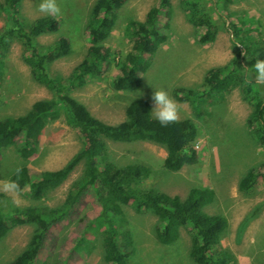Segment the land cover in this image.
Wrapping results in <instances>:
<instances>
[{
    "label": "rangeland",
    "instance_id": "rangeland-1",
    "mask_svg": "<svg viewBox=\"0 0 264 264\" xmlns=\"http://www.w3.org/2000/svg\"><path fill=\"white\" fill-rule=\"evenodd\" d=\"M95 0H57L61 12L57 17L55 32L36 37L41 45L51 44L64 36L70 43L68 54L46 65L49 76L65 78L72 67L82 60L88 44L85 26ZM160 0H127L116 12L114 25L103 45L109 50L106 68L97 77H87L83 85L69 88L67 92L83 103L95 117L116 123L124 119V108L134 100L149 103L152 114V94L155 89H165L172 95L178 86L201 90L203 76L215 66L228 63L240 50L238 37H233L226 21L241 27L248 38L264 39V0H201L200 5L212 18L215 27L213 41L199 43L197 36L203 28L189 23L181 0H167L158 9V22L165 40L153 51L150 63L140 73V84L135 89L114 90L111 80L123 65L131 42L123 34L128 20H142L145 12ZM40 0H21L20 16L31 20L46 15L38 11ZM3 17L0 15V26ZM23 48L13 42L4 54V72L0 78V118L25 113L33 101L55 95L30 75L22 60ZM254 51L241 58L246 64ZM236 59H238L236 57ZM254 75V74H253ZM258 97L264 99V85L252 84ZM174 98V97H173ZM175 99V98H174ZM176 100V99H175ZM180 118L190 117L197 128L192 145L198 152L197 161L176 171L164 169L165 149L156 143L142 140L115 142L106 140L107 152L116 164L139 161L150 168L143 187H154L169 195L184 197L191 186L211 188L213 199L203 207L208 214L223 215L226 228L216 248H225L234 256L233 264L264 262V145L253 136L247 116L251 105L242 98L237 88L222 94L211 105L201 106L194 115L187 101H178ZM153 116V115H152ZM17 144L0 150V185L10 180L16 167L25 166L31 178L42 170L61 167L82 146L78 131L67 125L64 115L47 123L37 137V151L22 158ZM78 163L65 180L42 200L32 201L26 192L5 193L7 202L2 208L12 210L35 203L45 207L59 206L70 183L82 172ZM249 170L256 173L254 183L240 190L238 182ZM98 212L91 190H84L76 199L64 219L52 224L44 233L40 248L30 264H106L102 259L101 229L90 222ZM133 250L126 264H196L188 254L189 234L180 229L178 237L168 244L159 243L154 236L156 217L149 211L135 212L122 206ZM33 225L20 224L10 228L0 238V264L10 260L25 248Z\"/></svg>",
    "mask_w": 264,
    "mask_h": 264
},
{
    "label": "trees",
    "instance_id": "trees-1",
    "mask_svg": "<svg viewBox=\"0 0 264 264\" xmlns=\"http://www.w3.org/2000/svg\"><path fill=\"white\" fill-rule=\"evenodd\" d=\"M127 0H95L85 30L88 46L80 62L74 65L65 78L49 76L46 65L70 51L66 37L60 36L51 44L41 45L36 37L53 33L58 28V19L52 15H42L31 20L20 16L21 0H0V78L4 69V54L13 42L23 48L22 60L28 66L33 80L51 90L54 97L32 102L25 113L0 118V150L11 144L22 158L37 151V137L44 126L64 115L67 125L75 128L83 140V146L61 167L42 170L31 178L25 166L16 167L10 180L18 183L19 191L26 192L32 201L42 200L49 192L58 187L82 162V172L74 179L57 207L29 204L6 210L0 205V238L12 227L31 223L33 225L29 241L24 249L3 264H30L40 248L45 231L64 219L72 209L77 197L84 190H91L98 212L90 219L101 229L102 259L106 264H126L133 250L132 239L122 224L125 222L122 206L128 205L135 212L149 211L156 217L153 226L155 239L168 244L178 237L180 229L190 236L188 254L196 264H233V254L225 248H216L226 228L223 215L208 214L203 207L213 199L211 188L194 185L184 197L169 195L154 187H143L142 182L149 176L147 164L134 161L116 164L107 152L106 140L131 142L149 141L163 146L164 169L176 171L184 165L197 161L198 152L192 145L197 128L192 118H180L179 122L161 126L152 116L147 101L138 99L126 105L124 119L107 123L94 115L83 103L71 96L69 88L81 86L87 77H97L108 62L109 50L103 45L116 18V10ZM201 0H181L186 20L196 28H203L197 36L199 43L213 41L215 27L212 18L200 5ZM217 0H213L215 2ZM228 2L229 0H221ZM167 0L150 7L142 20L131 19L126 22L123 34L131 42L125 55V63L118 67L111 80L114 90L135 89L140 84V73L150 63L153 51L165 40L158 22V9ZM233 37H238L240 50L228 63L210 68L203 76L202 89L175 87L173 97L187 101L194 115L199 114L201 106L211 105L232 89L237 88L243 99L250 105L247 124L260 145H264V99L258 97L253 82L245 78L244 67L252 70L256 59H264V43L258 37L246 36L237 24L226 21ZM254 51L253 56L244 64L242 56ZM254 74V73H253ZM256 173L247 171L239 180L238 188L247 190L255 181ZM0 192V202H7ZM257 264H264L258 262Z\"/></svg>",
    "mask_w": 264,
    "mask_h": 264
},
{
    "label": "clouds",
    "instance_id": "clouds-1",
    "mask_svg": "<svg viewBox=\"0 0 264 264\" xmlns=\"http://www.w3.org/2000/svg\"><path fill=\"white\" fill-rule=\"evenodd\" d=\"M38 11L55 17L60 14L61 9L57 4V0H40ZM244 72L248 82L254 81L258 85H264V59H256L252 65V70H249V67H244ZM152 100L154 105L152 115L161 126L179 122L180 106L167 90L163 88L155 89L152 94ZM0 190L5 193H18L19 185L13 180H7L0 185Z\"/></svg>",
    "mask_w": 264,
    "mask_h": 264
},
{
    "label": "crops",
    "instance_id": "crops-1",
    "mask_svg": "<svg viewBox=\"0 0 264 264\" xmlns=\"http://www.w3.org/2000/svg\"><path fill=\"white\" fill-rule=\"evenodd\" d=\"M262 41H263V43H264V39H263ZM260 262H262V261H260ZM262 263H264V262H262Z\"/></svg>",
    "mask_w": 264,
    "mask_h": 264
}]
</instances>
